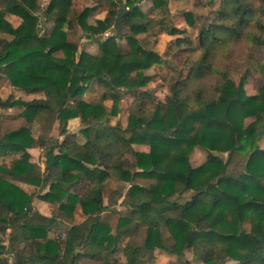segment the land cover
Here are the masks:
<instances>
[{
  "label": "trees",
  "instance_id": "obj_1",
  "mask_svg": "<svg viewBox=\"0 0 264 264\" xmlns=\"http://www.w3.org/2000/svg\"><path fill=\"white\" fill-rule=\"evenodd\" d=\"M92 1L78 11L75 0H0V83L43 96L0 97V264H118L119 255V264H156L157 250L176 264H190L180 262L186 252L202 264H264V0H220L197 44L174 26L171 0H151L147 12L143 0ZM76 28L98 44L96 55L69 40ZM160 36L186 58L167 66V96L154 102L146 72L164 60L146 45ZM251 70L263 85L248 96ZM94 86L101 93L87 101ZM123 92L134 97L127 125H109ZM196 149L207 159L193 167Z\"/></svg>",
  "mask_w": 264,
  "mask_h": 264
},
{
  "label": "rangeland",
  "instance_id": "obj_2",
  "mask_svg": "<svg viewBox=\"0 0 264 264\" xmlns=\"http://www.w3.org/2000/svg\"><path fill=\"white\" fill-rule=\"evenodd\" d=\"M39 4L41 7H44L48 0H38ZM101 2L105 0H100ZM124 3L126 0H122ZM201 1L204 0H171L170 4V12H171V18L173 21V24L175 27L185 30L186 31V36L191 38L194 43L197 44V39L199 32L203 29L206 28L215 18L216 12L218 10L220 0H212L213 1V6L212 7H207L201 5ZM76 2V10H83V8L88 7V6H94V2L92 0H75ZM140 8L142 11L147 12L150 7L152 6L151 0H143L140 2ZM104 9V10H103ZM101 9L102 11H99L95 14V16L98 19H104L107 17V12L104 7ZM184 13H191L193 15V25L189 24L184 16ZM11 23L13 24L14 27H17L19 25L18 21L14 20L13 18H9ZM90 22L93 23V18L90 19ZM47 25H45L46 27ZM142 38H145V36H142ZM69 40L71 42H74L78 44L80 51H86L88 53H91L93 55L98 53V44L95 41H88L84 35L82 34V31L79 28H76L75 30L69 32ZM171 39H168L166 37L160 36L157 40L155 41H148L147 42V48L150 50H153L157 52L162 59L164 60L162 65H158L154 67L153 69L149 70L146 72L147 75L153 77V81L145 88L146 91H148L154 102H163L167 96V87L163 83L162 79L166 77L168 70L167 66H177L178 68H182L183 62L186 58V54H174V51L170 50L168 51V47L170 46ZM121 48L123 51H129V47L126 44V42H121L120 43ZM239 52V48L237 49V58H241V61L244 59V55L242 52V49ZM258 57L262 60H264V52H258ZM243 63V62H239ZM245 70L241 71L242 73H245ZM262 76L259 73H255L254 70L250 72V76L245 84V90L248 96H253L257 94L259 88L263 85V79L261 78ZM101 93L100 89L98 86H94L92 91L88 92L85 95V99L87 101H90L94 98H98L99 94ZM123 96V101L121 103V113L117 118H111L108 121L109 125H115L119 123L122 127H126L127 125V120H128V115H129V109L131 107V103L134 100L133 96L127 95L124 92L122 93ZM0 97L3 100L8 99L9 97H13L14 99L21 98L24 101H32L34 99H43L42 95H35V96H27L21 92L15 91L12 89V87L9 85L7 82L1 81L0 83ZM105 107L107 111L110 113L112 111V103L111 102H106ZM7 116L9 113H5ZM12 115H15L17 113H10ZM251 122V119L246 120V124H249ZM80 130V122L79 120H74L69 123V131L71 134H77ZM58 133V126L55 128V134ZM80 141H83V139L79 138ZM261 147L264 149V140L261 143ZM136 151H148L147 147H135ZM32 161L33 162H40L41 158V152L34 150L32 152ZM207 159V153L202 150V149H196L193 151V153L190 156V161L193 167H198L202 165ZM41 163V162H40ZM21 187L28 191L29 193L32 192V189L28 188L26 185H21ZM113 188H117V185L111 186ZM108 191L106 194V199L108 198ZM119 207L118 210L122 207L120 204L117 206ZM116 207V208H117ZM116 208L114 207V210L116 211ZM122 211V210H121ZM124 211V210H123ZM123 211L121 213H123ZM118 216H115L114 222L117 220ZM166 254L161 253L158 251V257L157 261L160 262L161 264H176L179 262L177 260L176 262H167L164 258H162V255ZM161 255V256H160ZM168 255V254H166ZM121 257V256H120ZM121 259L117 261L119 264ZM180 262H189L190 264H201L198 261L192 260V255L189 252L185 253V258L182 259ZM80 264H98L96 262H92L91 260L88 259H83L80 261ZM233 264H238V263H233Z\"/></svg>",
  "mask_w": 264,
  "mask_h": 264
},
{
  "label": "crops",
  "instance_id": "obj_3",
  "mask_svg": "<svg viewBox=\"0 0 264 264\" xmlns=\"http://www.w3.org/2000/svg\"><path fill=\"white\" fill-rule=\"evenodd\" d=\"M9 18H13L14 20H16V21H18V23H20V21L18 20V19H16V18H14V17H9ZM9 18H8V20H9ZM10 21V20H9ZM11 22V21H10ZM91 54V53H90ZM96 55V54H95ZM74 121V120H73ZM37 151H39V150H37ZM32 152H34V150H31L30 151V154L32 155ZM28 187V186H27ZM29 188V187H28ZM33 205L35 206V208H37V210L43 215V216H46V217H50L51 216V210H50V208H49V206L46 204V203H44V202H42V201H39V200H35L34 201V203H33ZM118 208L119 207H117L116 208V213H117V215L118 216H123V215H126L128 212H127V210H126V208L125 207H121L119 210H118ZM123 211V213H121L122 211ZM158 251H160V250H157L156 252H155V257H156V264H161L160 262H158L157 261V255H158ZM161 253H164V252H162V251H160ZM121 255H119L118 256V260L119 259H121V261H123V258H122V256L120 257ZM161 256V255H160ZM162 258H164L167 262H176L178 259L176 258V257H173V256H169V255H166V254H163L162 255ZM120 261V262H121ZM201 263V262H200ZM234 262H229V263H227V264H233ZM202 264V263H201Z\"/></svg>",
  "mask_w": 264,
  "mask_h": 264
},
{
  "label": "water",
  "instance_id": "obj_4",
  "mask_svg": "<svg viewBox=\"0 0 264 264\" xmlns=\"http://www.w3.org/2000/svg\"><path fill=\"white\" fill-rule=\"evenodd\" d=\"M125 13H126V6L124 5L121 7V11L117 17L116 24L114 26V30L119 34L122 33V20Z\"/></svg>",
  "mask_w": 264,
  "mask_h": 264
}]
</instances>
